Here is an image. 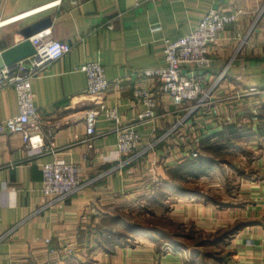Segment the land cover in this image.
<instances>
[{"label":"crops","instance_id":"obj_1","mask_svg":"<svg viewBox=\"0 0 264 264\" xmlns=\"http://www.w3.org/2000/svg\"><path fill=\"white\" fill-rule=\"evenodd\" d=\"M40 8L0 25V53L20 43L21 32L32 26L36 34L50 30V39L72 49L48 64L32 84L44 147L30 149L20 135H0V264H63L69 258L77 264H198L191 253L164 252L145 235L123 242L105 234L145 213L156 194L151 187L171 183L166 170L188 160L200 128L207 132L201 141L220 125L257 123L252 107L257 98L247 91H264V0H0V22ZM211 9L236 15L234 24L208 47L210 68L194 74L206 89L224 72L213 104L158 145L153 173L148 156L63 204L47 207L41 192L42 164L54 160L79 164L81 177L91 179L123 158L116 149L115 123L104 115L97 118L92 148L84 142L85 112L97 103L116 109L121 125L131 124L145 110L133 91L148 89L156 119L137 128L143 147L185 115L188 104L171 99L157 79L145 78L141 71L161 66L163 41L188 35ZM86 62L102 65L109 82L104 94H85L86 77L78 69ZM17 113L14 91L1 90L0 121ZM255 195L261 198L254 205L259 209L247 212L258 221L249 223V233L242 229L227 243L231 254L222 264H264V179ZM232 210L218 211L224 217L220 227L230 224L227 215L237 220L242 212Z\"/></svg>","mask_w":264,"mask_h":264},{"label":"built area","instance_id":"obj_2","mask_svg":"<svg viewBox=\"0 0 264 264\" xmlns=\"http://www.w3.org/2000/svg\"><path fill=\"white\" fill-rule=\"evenodd\" d=\"M42 8L0 22V25L16 22ZM235 20L234 14H225L217 9L209 10L191 33L176 41H163L161 66L141 71L145 78L157 79L162 85L163 92L171 99L188 104L185 115L160 138L143 147L141 135L137 131L138 127L153 123L156 119L155 100L146 88L138 87L133 91L134 99L143 105L145 110L131 124L121 125L116 109H108L104 103H97L87 110L84 116L86 135L84 142L88 144V148H92V142L97 138V118L104 115L108 121L115 123L113 132L116 137V149L123 158L113 169L91 179L81 177L82 168L79 164L66 163L63 160L42 164L41 192L48 201L47 207L63 204L68 198L91 188L106 176L114 172L120 173L127 165L148 156H151L148 162L150 172L153 173L157 166L155 153L158 145L190 123L199 112L213 104L212 96L223 80L224 72L219 74L213 84L206 89L196 81L194 74L195 71H206L210 68L208 47L216 41L218 34L233 25ZM50 35V30L46 29L32 36L29 40L34 48V54L0 70V91L7 88L14 91L18 111L17 115L0 121V135H20L23 143L34 150L42 149L44 144L38 133L40 120L38 110L33 104V81L40 77L48 64L62 59L72 49L67 43L50 39ZM78 70L86 77L85 94L97 96L107 91L109 82L100 63L86 62ZM259 93L256 88L247 91L249 95ZM206 133L204 128L197 131L193 138L195 150H191L186 155L188 159L198 157L200 138Z\"/></svg>","mask_w":264,"mask_h":264},{"label":"rangeland","instance_id":"obj_3","mask_svg":"<svg viewBox=\"0 0 264 264\" xmlns=\"http://www.w3.org/2000/svg\"><path fill=\"white\" fill-rule=\"evenodd\" d=\"M255 97L252 107L257 122L259 116L264 120V91ZM219 157L226 161L209 176L178 183H172L168 177L169 185L151 187L156 194L147 207L150 212H141L140 216L137 213L133 218L145 228L153 229L162 251L191 253L198 257V264H222L231 254L227 243L242 229L249 233V223L258 221L247 211L259 209L254 205L261 202L255 192L264 179V139L245 142L241 150L222 152ZM174 168L177 167L171 169ZM220 209H241L242 212L237 220L227 215L230 224L220 227L224 218L218 213ZM114 230V233L124 232L120 226ZM63 264L77 263L76 259L69 258Z\"/></svg>","mask_w":264,"mask_h":264},{"label":"trees","instance_id":"obj_4","mask_svg":"<svg viewBox=\"0 0 264 264\" xmlns=\"http://www.w3.org/2000/svg\"><path fill=\"white\" fill-rule=\"evenodd\" d=\"M258 119L257 123L254 124L220 125L210 129L208 135L200 142V154L198 157L188 159L177 168L167 169V176L172 183H178L179 181L209 176L214 169L222 168L226 159L219 157V154L222 152L225 154L236 152L241 150V144L245 142L264 139V127H262L264 126V120L260 116ZM165 185L169 184H164V186ZM149 203L150 201L148 202V206ZM145 211L150 212V209H145ZM114 223L118 224L117 220L114 219ZM123 224L124 232L112 233L109 231L105 236L108 235L107 237L113 240L123 239L125 242L127 240H133L139 235H145L155 239L154 236L156 235L152 232L153 229L151 228H145L136 221L129 223L125 220Z\"/></svg>","mask_w":264,"mask_h":264},{"label":"water","instance_id":"obj_5","mask_svg":"<svg viewBox=\"0 0 264 264\" xmlns=\"http://www.w3.org/2000/svg\"><path fill=\"white\" fill-rule=\"evenodd\" d=\"M37 32L36 26L25 29L21 32L22 41L9 49L0 53V70L5 66H11L16 62L26 59L34 54V48L30 42V37Z\"/></svg>","mask_w":264,"mask_h":264}]
</instances>
